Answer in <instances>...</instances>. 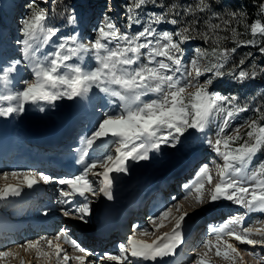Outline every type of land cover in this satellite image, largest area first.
Here are the masks:
<instances>
[{
	"label": "snow or ice",
	"instance_id": "obj_1",
	"mask_svg": "<svg viewBox=\"0 0 264 264\" xmlns=\"http://www.w3.org/2000/svg\"><path fill=\"white\" fill-rule=\"evenodd\" d=\"M62 3L63 0H59L56 6ZM47 4L48 0H30L28 15L22 19L19 28L21 38L17 40L22 59L0 67V82L5 86L22 62L32 74L31 81H20L22 87L19 90L0 93V117L22 114L29 104L44 113L55 109L61 100L90 99L89 93L94 89L109 97V103L118 102L120 108L119 113L104 112L103 119L97 122L91 134L82 138L78 163L83 165V171L79 175L56 180L59 185L67 186V190L63 187L59 190L60 204H71L70 198L75 195L84 198V202L74 207L62 208L63 215L86 222L85 218L91 214L89 196L100 194L108 200L113 199L111 173H127L129 161H147L150 153L161 151L162 145L176 148L183 143L181 138L190 129L203 133L212 119L218 118L220 124L216 138L214 141L209 139L207 143L223 164H216L219 181L210 190V202L226 200L245 211L219 228L210 226L215 243L211 239L206 240L203 247L209 250L215 248L216 255L222 256L230 264H237L238 261L244 264L242 251L252 257L256 264H264V256L238 246L259 245L264 248V225L244 226L249 214H264V160L254 163L256 156L264 152V123H261L264 121V110H254L259 115L245 121L247 130L243 134L240 128L244 125L232 129L234 134H227L226 129L231 121L248 109L236 103V96H223L210 91L214 81L226 75L243 82L264 74V68H260L259 72L242 68L244 59L233 65L232 71H224L238 48L257 46V37L260 38L259 51L264 54V0L258 3L259 18H254L251 23L246 21L247 14L242 11H228L221 16L214 10L211 0H196L187 6H165L159 4L158 0H127L126 30L122 31L106 17L97 27L96 36L88 42L82 41L76 34L60 36V42L54 44L51 51L46 48L60 29L49 25ZM149 5L161 8V11L145 12ZM203 17L208 19L203 21L205 27L201 30L199 25ZM66 20L68 24L76 23V17L72 14H67ZM164 23L174 26L173 30H159L157 26ZM236 23L244 24L251 39H241V33L234 26ZM134 26H138V30L133 32L131 29ZM197 39L210 44V50L196 47L193 58L185 63L184 46ZM229 40L234 47L224 46ZM89 54L95 62L93 67H86L83 63ZM205 59L207 62L202 66L201 61ZM202 76L206 77L203 82L200 81ZM189 88L194 91L187 92ZM109 136L112 138L111 145H115L114 152H108L89 163L86 159L89 151L104 146ZM98 165L103 170L92 173L99 180L97 192L89 173ZM3 175L7 177L9 174ZM36 175L31 171L11 173L13 177L22 176L23 184L28 188L38 183ZM40 179L48 184L53 178L40 175ZM205 182L212 183L207 165L202 166L197 182L190 189L195 191L197 203L203 200ZM19 195V185L0 187V198ZM174 207L179 211V205ZM171 211V208L165 210L152 218L150 223L157 229L163 227L162 222L169 218ZM187 215L181 213L171 233L156 236L151 242L137 238V234H149L148 229L134 230L126 244L119 246V256L105 253L92 264H102L104 260L117 264H135L139 259L156 262L174 255L177 246L182 243L181 228ZM232 225L238 226L240 231L232 230ZM253 236L259 238L253 239ZM40 239L45 241L48 251L40 247V241H29L19 247L25 252L35 250L37 259L48 260L54 256L57 264H69L73 259L77 264H88L86 258L90 253L66 230H61L54 237L57 241L55 244L52 239ZM61 240L81 255L69 257L59 243ZM16 255L18 253L13 250L0 251V260ZM195 264H207V261L198 253Z\"/></svg>",
	"mask_w": 264,
	"mask_h": 264
},
{
	"label": "rangeland",
	"instance_id": "obj_2",
	"mask_svg": "<svg viewBox=\"0 0 264 264\" xmlns=\"http://www.w3.org/2000/svg\"><path fill=\"white\" fill-rule=\"evenodd\" d=\"M26 2H30V0H26ZM104 3L105 4L101 6V9H103V11H105V12L107 11L106 13H108L109 16L111 17V19L115 21V22L113 21V23L116 24L122 31L126 30V24H125V21L123 20V15L121 13H119L121 11V10H119V6H118L119 4H121L119 2V0H106V1H104ZM105 5L107 7H105ZM0 6L4 7L6 10V8L9 7V4H8V2H6V0H0ZM87 9H88V7H87ZM91 11H92V7H91ZM18 12H20V11H18ZM90 13L91 12L87 13V15H85V17L83 19L80 17L81 23L83 24L81 26L83 28L82 32L77 28L76 29L72 28V26L67 27L68 28L67 31H65L63 34H61L63 32V30H60L59 31L60 34L58 33L59 35H57L56 37H53L52 42L47 46L46 50L51 51L53 48V45L60 42V40H59L60 36H68V35L76 34L84 42H88L89 40L94 38L96 36L97 27H99L101 22H103L105 19L102 17L101 14H98L99 16H97L96 13H99L98 10H97V12H93L91 14ZM21 15H22V13H19L13 17L10 16L11 21L7 22V27H8L7 32L4 34L2 32H0L2 35H4L2 37L0 34V67L8 65L11 61H14L17 59H22L21 51H20L21 46L18 45V43H17V40L19 38H21V34L19 31V28H20V25L22 22ZM26 15H28L27 11H26L25 15L22 17L24 18ZM131 31L134 32L133 29H131ZM135 31H137V30H135ZM161 31H163V30H161ZM190 58H192V54L187 51L185 63H187L190 60ZM70 62H79V61H70ZM83 63L86 67L95 66V62L92 59L90 54L85 56ZM24 64L25 63H23V62L21 63L18 71L22 70L23 74L28 77L29 81H31V79H32L31 71L29 68L26 67V64H25V66H24ZM201 65H202V63H201ZM14 75H15V73L12 75V78ZM203 80H204V78H203ZM13 87L15 88L16 86L15 85H9V84L7 86H5L3 84V82H0V93H3L4 89H7L8 91L14 92L16 90H19L22 86L15 88V89ZM213 88L215 89V85L214 86L212 85L210 87V90H214ZM220 89H221L220 91L222 93H225L226 88H220ZM191 90H193V89L189 88V89H187V92H189ZM89 97H90V99H87V100H71L70 101V100L65 99V100L58 101L55 109H49L44 113L39 112L35 106L29 104V105H27V111H25L22 114H14V115L9 116V117H0V124L4 123V125L6 127L8 126V129H6V128H3L4 130L0 129V136H1L0 137V146H3V144L5 145L8 143L7 138H9V136L12 135V132L9 128H11L14 125H15L14 127L19 126L18 127L19 130L17 129L16 133H20L21 135H22V133H24V135H25V133L31 131L30 134L33 136L39 137L41 139V142H43V143L47 142L46 144H50L52 140H49V139L47 140L45 137L46 136L55 137L58 133L57 129H60L61 127H63V124H65L67 121L66 119H69V117H71V115L73 113H77V114L80 113L77 116H83L84 117L82 124L85 125L86 127H91V130L86 134V136L90 135L91 131L94 130L96 124H93L90 122V120L93 118V112L91 111L92 118L87 119V120L85 119L86 118L85 113L89 112V110H90L89 107H91L90 104L93 103L94 101L100 100V101L104 102L103 105L109 106L108 104H109L110 98L105 96L103 93H100L98 90H95V89L91 93H89ZM151 98H155V97H151ZM146 99H148V97H146ZM117 104H118V102H117ZM117 104H111V105H113L119 113L120 108L117 106ZM86 105H88L89 107L86 108L85 107ZM45 107L47 108L46 105H45ZM85 109H87V110H85ZM83 113H84V115H82ZM77 116H76V118H77ZM100 119H103V117L101 116ZM91 121H93V119ZM238 122H239V118L237 116L236 118H234L231 121L229 128L226 129V133L227 134H233L234 132L232 131V129L235 128L234 126ZM52 123L56 124L55 128H50ZM219 124H220V120L218 118H213L212 121L210 122V124L208 125V127L206 128V130L203 133L200 132L201 137L199 139L196 138L197 136L193 135L195 132H197V133H199V132L194 130V129H190L189 132L185 133V136L181 138L183 143L177 145L176 148H171V147H167V146L162 145L161 151L150 153V159L147 161H139V162L129 161L127 173H116V172L111 173L110 175L113 178V184H112V189H111L113 199L108 200L106 197H104L103 195H99V194L97 196H90V200H91L90 208L93 211L99 212L102 215V218H103L102 221L103 222L101 224H104L106 226V225H108V222H112V219H113L112 209H116L120 206H122V207L125 206L126 200H131L132 198L133 199L140 198L141 195H143L144 191H146L147 188L153 186L156 183L161 184V181H164L166 178H168V176L177 172V170H179V168L182 169L184 164H186L189 159H191L193 161H197L198 159L202 158L203 161L208 166V168L210 170V174L212 176L211 186H209L206 183L204 184V188L202 190V192H203L202 202L197 203L195 197H194V201H190V202H186V203H185V201L178 199L177 201L174 202L173 205H170V206L167 205V206L162 207L163 211L168 209V207L171 208V206H172V209H174V205H179V206L185 205V208H186L184 210L185 212L183 210L177 211L178 215H177V213L175 214V219H172V217L171 218L169 217L168 219L164 220L162 222L163 227H161L159 229H157L154 225L150 224L151 226L150 225L144 226V228L143 227L138 228L137 230L142 231L144 229H148L149 234H146L145 238H141L142 240L145 239V241H148V239L152 238L154 235L159 236V235H162L163 233H171V231L175 225V220L178 219L180 216V212L181 213L182 212L187 213L188 215L185 218V221L182 224V228H181L182 243L179 244V245L184 247V249H185L184 254L186 253V256L180 255V256H178V258H175L174 260H168L166 264H195V262L197 260V254L198 253L200 254V256L203 257L204 260L207 261V264H230V262L225 260L222 256L216 255V250L213 251V249H211V251L213 252L212 253L209 249H205L203 247V244H204L203 241H202L200 246H195L196 250L195 249L192 250V251H196V253L192 257H191V253L187 252L188 250H190L192 248V246L195 245L194 244L195 241H194V239H192L190 237L189 233L191 232V228H192V226L190 224L193 221L192 219H194V217L196 216V212H197V214H200L201 212H204V209L206 208L205 206H208L210 203H218V202L224 203V204H225V202H228L229 204L225 205V206L230 207V208H234V210L236 209L237 211L244 210L243 208H241V207H239V206H237V205H235L229 201H226V200H219L216 202H210V190L212 188H214L215 184L219 181V176L217 175L216 164L222 165L223 161L220 157H218L216 155V153L209 146L207 141L209 139H212L213 141L215 140ZM0 126H2V125H0ZM1 131H2V133H1ZM7 131L10 134L6 133ZM202 138H203V140H202ZM111 140H112V138L109 136L108 138L105 139L104 146L98 147L96 149H102V150L104 149L105 152H107V153L108 152H114L115 145H111ZM97 143H100V142L98 141ZM108 145H111V147H108ZM4 149L10 150V149H7V147H5ZM0 154L3 155L2 149L0 150ZM3 161L4 160H0V162H2V163H3ZM259 161H260V159L256 156V160L254 161V163L259 162ZM89 163H91V162H89ZM97 169L98 170H95V172H99V171L103 170L99 165L97 166ZM184 169L187 170L188 168L184 167ZM3 172L9 174L8 176H9L10 183H7V184L4 183L3 184V182H0V187H4L5 185H9V184L10 185H19V187H20V195L19 196H8L7 198H0V204H2L0 207V212L1 213L3 212L5 214H9V213H12L13 211H11L10 209H9V211L5 210L6 206L10 205L12 202H14V200H17L23 196H25L27 199L28 198L27 195H29L31 189H30V191H28V189L26 190V189L22 188L23 187V182H21V181H23L22 176L17 177V178L11 176L12 172L21 173L23 171L10 170L8 168L3 167L2 172H0V173H3ZM93 172H91V174ZM115 173H116V175H115ZM14 178H15V180H14ZM89 179L96 182V183H94V187L98 192V190H99L98 178L95 177L94 175H90ZM196 182L197 181H194V183H196ZM165 183H167V182H165ZM162 189H163V186H160L158 188L153 189L152 190L153 194H149V197L147 199L150 201L152 200V202L155 201V199H154L155 197L153 195L158 194L159 192L162 191ZM193 194H194V196H196V193H193ZM14 207H17V206H14ZM197 209L199 211H197ZM162 212H160V213H162ZM160 213H158L155 217L159 216ZM229 214H232V213H229ZM258 215L260 216L259 218H261V224L264 225V214L259 213ZM148 221H150V219ZM157 223H161V222L157 221ZM255 227H258V226H255ZM56 228H57V226L53 227L50 230L45 229V228H41V229H39V231L41 233L45 229V230H48L50 232V231H54ZM129 230H130V226H129ZM167 230H169V231H167ZM34 231L38 232V228H35ZM126 232L127 231H125L124 233L126 234ZM124 233H123V235H125ZM129 233H131V232H129ZM45 234H40V235L47 236L48 233H45ZM40 237L41 236H38L37 238L40 239ZM128 237H127V239H128ZM137 237H139V234H137ZM125 238L126 237H123L122 240ZM4 239H5V236H0V243H3ZM211 240L215 241V238L213 237ZM7 241L8 242L4 243L7 246L0 249V251L13 250L14 252L19 254V257H17V258H16V256L14 258L13 257H5V258H3V260H0V264H16V263L21 264V260L23 261V264H25L26 261H29L30 264H54L53 262H50L49 259L45 260L44 258L36 259L35 257H33L32 259L30 258L27 260L26 256H25L26 254L22 253L23 248L19 247L20 245L27 243L28 241H26V240L25 241L21 240L19 244H17V243L10 244V243H12V241H10V240H7ZM42 243H41L40 247L42 248L44 246L43 249H45V251H48L49 249H47L45 247V244H44L45 242H42ZM221 250H223L222 245H221ZM242 255L244 256V258H248L247 261H249V262H247V263H249V264H251L252 262L255 263V261H253L254 259L252 257H247L246 254H244V253H242ZM169 257L170 256H167V257H164L162 259L166 260ZM185 257H187V259H186L187 261H182L181 259H183ZM39 260L42 261V263L39 262ZM44 261H46V262L44 263ZM158 261H159L158 262L159 264H162L161 259H158ZM146 262L151 263V260H149V261L146 260ZM156 262L152 261V263H155V264H156ZM55 264H57V262ZM69 264H74V262L69 263ZM237 264H240V262L238 261Z\"/></svg>",
	"mask_w": 264,
	"mask_h": 264
},
{
	"label": "trees",
	"instance_id": "obj_3",
	"mask_svg": "<svg viewBox=\"0 0 264 264\" xmlns=\"http://www.w3.org/2000/svg\"><path fill=\"white\" fill-rule=\"evenodd\" d=\"M14 1V0H11ZM85 0H63V3L57 7L56 4L59 0H51L49 9V20L48 23L50 26H54L63 30L65 32L67 27L71 24L67 23L66 15L72 14L76 17V22L78 19V13L80 12V4L82 5ZM161 5H169V4H179L183 6H187L188 4H194L196 0H158ZM214 5V10L217 11L221 16H223L228 11H242L246 13V21L251 23L254 18H259V13L257 12V7L259 0H211ZM126 2L122 3V13L125 15V5ZM28 12H29V4H27ZM161 8L154 7L149 5L145 12H160ZM60 13H65V15H61ZM4 15V14H3ZM1 16V14H0ZM125 17V16H124ZM171 18V17H169ZM208 19V17H203L199 27L201 30L204 29L203 21ZM4 25L3 19L0 18V26ZM234 26L241 33V39H251V36L248 31L245 30V26L242 23H236ZM134 30H138L137 26L133 27ZM164 28V30L172 31L174 26L168 23H164L159 25L158 29ZM60 34V33H59ZM57 34V35H59ZM257 46H244L237 49L236 53L232 55L229 63L225 66L224 71L230 72L233 70V65L239 64L241 59H244V65H241L245 70L251 71L255 69L259 72L260 68H264V54L259 51V42L260 38L257 37ZM190 47L191 50H194L196 47L208 48L210 50L211 45L203 43L202 40L197 39L195 41H191L187 43L184 47ZM225 47H234V43L229 40L224 43ZM251 53V55H249ZM203 62H207V60H203ZM236 72L239 69H235ZM217 81L224 84V88H226V93L219 92L223 96H236V103L239 106L245 107L248 109L246 112L240 113L241 125L244 127L240 128L241 134H243L247 130V125L245 121H249L251 119L257 118L259 113H256L254 110L256 108H260L264 110V74L258 75L255 79H249L246 81H238L234 79L231 75H226L223 78L217 79ZM218 92V91H213ZM264 123V121H261ZM261 157V160H264V152L258 154Z\"/></svg>",
	"mask_w": 264,
	"mask_h": 264
},
{
	"label": "bare ground",
	"instance_id": "obj_4",
	"mask_svg": "<svg viewBox=\"0 0 264 264\" xmlns=\"http://www.w3.org/2000/svg\"><path fill=\"white\" fill-rule=\"evenodd\" d=\"M19 71H17L15 74H17ZM15 89V88H14ZM8 90L7 89H4V92L3 93H6ZM89 105V104H88ZM88 105H86L85 107L86 108H88L89 106ZM89 108H91V107H89ZM85 110H87V109H85ZM94 112V111H93ZM96 112H94L93 113V118L92 119H94L95 118V116H98V114H95ZM2 120V119H1ZM8 121V120H7ZM11 122V121H10ZM6 124V123H5ZM15 124V123H14ZM15 126V125H14ZM18 126V125H17ZM19 127V126H18ZM61 127V126H60ZM3 128V126H0V129H2ZM4 130V129H3ZM19 130V129H18ZM58 130V129H57ZM10 132V131H9ZM19 132V131H18ZM58 132V131H57ZM1 133H2V131H1ZM22 133V132H21ZM59 133H62V127L60 128V132ZM5 134V133H4ZM10 134V133H9ZM9 136V135H8ZM1 137V136H0ZM43 137V136H42ZM4 139V138H3ZM6 139V138H5ZM45 139V138H44ZM46 140V139H45ZM48 140V139H47ZM15 141H19V138H14V142ZM81 141H82V139H81ZM47 143V142H46ZM5 145H7V146H5ZM3 144V146H5V147H7V149H10V146H8V144ZM95 172V171H94ZM10 173V172H9ZM51 173H54V172H51ZM4 172L3 173H0V182H3V184L4 183H10V181H9V176H7V177H5L4 175ZM90 175H91V173H90ZM114 175V174H113ZM112 175V176H113ZM115 175H116V173H115ZM142 175V174H141ZM144 176V175H143ZM17 178V177H16ZM115 179V178H114ZM12 180V179H11ZM14 180H15V178H14ZM198 180V177H196V178H194V181H197ZM18 181V180H17ZM193 181V180H192ZM12 182V181H11ZM19 182V181H18ZM21 182H23V181H21ZM17 183V182H16ZM39 183V182H38ZM38 183L37 184H35L32 188H28L26 185H24L23 184V187L22 188H24V189H28V191H30V189H31V191L33 190V189H35L36 188V186H38ZM96 183V182H95ZM96 186V185H95ZM119 187V186H118ZM25 191V190H24ZM30 191V192H31ZM27 195V194H26ZM100 195V194H99ZM25 196H23V197H21V198H19V199H17V200H14V202H12L10 205H7L6 206V209L5 210H12V209H14L15 210V207L14 206H18V202H19V200H22V198H24ZM196 197V196H195ZM90 198V197H89ZM155 199V198H154ZM23 200H25V199H23ZM17 203H16V202ZM186 203V202H185ZM192 203V202H191ZM112 204V203H111ZM1 205L2 204H0V207H1ZM93 205V204H92ZM170 207H168V209H169ZM188 208V207H187ZM186 208H185V206H180L179 207V210H185ZM167 210V209H166ZM171 214H170V218L172 217V219H175V214L177 213V210L176 209H172V206H171ZM236 210V209H235ZM164 212V211H163ZM185 212V211H184ZM183 213V212H182ZM180 214H181V212H180ZM177 215H178V213H177ZM248 218V217H247ZM230 219V218H229ZM249 219V218H248ZM11 221H14V219L12 220L11 218H9L8 217V215H5V213H1L0 212V225L2 226V227H4V228H8V229H12L13 227V223L11 222ZM173 221V220H172ZM150 222V221H149ZM166 222V221H165ZM167 223V222H166ZM174 223V222H173ZM148 226V225H147ZM245 227H247V226H251V225H244ZM256 225H254V227H255ZM253 227V226H252ZM49 230L50 229H52V228H48ZM163 229V228H162ZM202 229H204V227L202 226V227H200L199 228V231H201ZM234 229H236V230H238V232L240 231V228H238L237 229V227H236V225H232V230H234ZM45 230V229H44ZM43 230V231H44ZM170 230V229H169ZM169 230H167V231H169ZM205 231H207V229H205ZM40 234V233H39ZM39 234H37V235H39ZM44 234V233H43ZM125 234V233H124ZM156 236L154 235L152 238H150V239H148V241L147 242H151V240H153L154 238H155ZM138 239H141V238H145V235H139V237H137ZM27 239H28V237H27ZM225 239H228L227 237H225ZM210 240V239H209ZM33 241H40V246H41V243L42 242H45L44 240H41V239H37V238H35V239H33ZM144 241H145V239H144ZM214 243H215V241H213ZM53 243H54V241H53ZM55 243H57V242H55ZM54 243V244H55ZM19 244V243H18ZM43 244V243H42ZM45 244V247L48 249V247H47V245H46V243H44ZM239 246V245H238ZM240 246H245V245H240ZM194 247V246H193ZM253 247V246H252ZM254 247H256V246H254ZM21 248V247H20ZM44 248V246L42 247V249ZM213 249V251L214 250H216L215 248H212ZM44 251H45V249H43ZM67 251V250H66ZM189 251V250H188ZM211 251V250H210ZM212 252V251H211ZM23 254H26L25 256H26V259L28 260V259H32L33 257H35L36 259H37V257H36V254H35V250H30V251H28V252H25L24 250H23V252H22ZM21 253V254H22ZM213 253V252H212ZM68 254V253H67ZM79 254H81V253H79ZM68 256H69V254H68ZM75 256H77V255H75ZM247 256V255H246ZM17 257H19V254L18 255H16V258ZM70 257V256H69ZM247 257H250V256H247ZM25 258V257H24ZM247 259L248 258H244V264H246L247 262H249V261H247ZM6 260V259H5ZM24 260V259H23ZM44 260V259H43ZM14 261V260H13ZM49 261L50 262H53L54 264L57 262L56 261V258L54 257V256H52V257H50L49 258ZM142 261H143V259H142ZM141 261V262H142ZM253 261H255V260H253ZM15 262V261H14ZM37 262V261H36ZM39 262H41L42 263V261H40L39 260ZM46 261H44V263H45ZM49 262V263H50ZM88 262V261H87ZM143 262H145V263H148V262H146V260L145 261H143ZM152 262V261H151ZM252 262V261H251ZM34 263V262H33ZM69 263H71V260L69 261ZM17 264V263H16ZM25 264H30L29 263V261H26V263ZM75 264H77V263H75ZM249 264V263H248ZM251 264H256V261H255V263H251Z\"/></svg>",
	"mask_w": 264,
	"mask_h": 264
}]
</instances>
